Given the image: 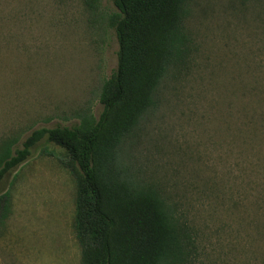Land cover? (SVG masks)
I'll list each match as a JSON object with an SVG mask.
<instances>
[{"label": "rangeland", "instance_id": "1", "mask_svg": "<svg viewBox=\"0 0 264 264\" xmlns=\"http://www.w3.org/2000/svg\"><path fill=\"white\" fill-rule=\"evenodd\" d=\"M185 54L121 160L188 229L189 264H264V0H186ZM110 0H0V153L100 111ZM41 141L0 179V264H80L74 181Z\"/></svg>", "mask_w": 264, "mask_h": 264}, {"label": "trees", "instance_id": "2", "mask_svg": "<svg viewBox=\"0 0 264 264\" xmlns=\"http://www.w3.org/2000/svg\"><path fill=\"white\" fill-rule=\"evenodd\" d=\"M116 66L102 83L96 118L38 128L0 153V179L41 141L64 152L73 177V232L80 264H189L191 239L160 194L129 172L121 147L155 105L167 72L183 60L186 0H110ZM6 196L0 195V220Z\"/></svg>", "mask_w": 264, "mask_h": 264}]
</instances>
